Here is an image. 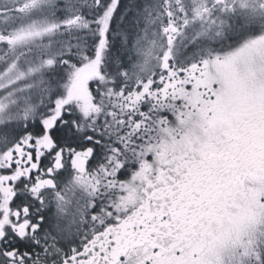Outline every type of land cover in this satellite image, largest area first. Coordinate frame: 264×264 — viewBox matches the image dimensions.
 <instances>
[{"label": "snow or ice", "instance_id": "1", "mask_svg": "<svg viewBox=\"0 0 264 264\" xmlns=\"http://www.w3.org/2000/svg\"><path fill=\"white\" fill-rule=\"evenodd\" d=\"M0 264H264V0H0Z\"/></svg>", "mask_w": 264, "mask_h": 264}]
</instances>
